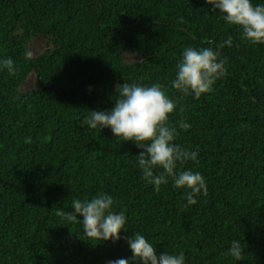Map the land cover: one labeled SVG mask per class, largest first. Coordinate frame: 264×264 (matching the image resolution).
Masks as SVG:
<instances>
[{"label": "trees", "instance_id": "16d2710c", "mask_svg": "<svg viewBox=\"0 0 264 264\" xmlns=\"http://www.w3.org/2000/svg\"><path fill=\"white\" fill-rule=\"evenodd\" d=\"M218 15L205 0H0V57L15 68L0 69V264H106L132 255L137 232L185 264H264V44ZM36 37L45 43L31 54ZM187 46L226 57V74L196 99L170 84ZM125 81L159 83L175 99L169 121L189 124L175 142L198 154L178 167L207 187L194 204L170 178L153 190L134 143L81 126ZM100 192L126 217L115 242L57 212ZM232 240L239 260L227 253Z\"/></svg>", "mask_w": 264, "mask_h": 264}, {"label": "clouds", "instance_id": "9594fccd", "mask_svg": "<svg viewBox=\"0 0 264 264\" xmlns=\"http://www.w3.org/2000/svg\"><path fill=\"white\" fill-rule=\"evenodd\" d=\"M213 9L219 10V17L228 25L237 26L243 39L249 44H264V2L253 0H205ZM231 45V38L224 41ZM28 54L26 53V56ZM226 57L213 47H185L175 66L171 86L194 99L210 92L218 78L226 74ZM0 69L9 73L15 71L10 57H0ZM114 103L107 110H92L83 115L81 126L88 129L109 128L114 138L134 143L139 151L134 157V166L142 178L159 191L162 184L171 179L173 187L183 188L184 201L194 204L198 195H206L207 187L199 171L179 164L197 161L198 154L175 142L179 129H187L189 124L180 120L176 124L169 121V114L176 110L174 98H170L159 83L142 85L122 82L114 85ZM159 170V171H154ZM181 206H184L183 204ZM114 197L100 192L90 199L74 198L71 211L57 209L66 221L80 224L82 235L99 241H117L124 229L125 214L114 211ZM77 214L81 217L77 219ZM132 255L127 258L108 259L106 264H185L183 252H161L159 255L153 244L141 233L127 237ZM239 240H232L227 253L236 260L241 257Z\"/></svg>", "mask_w": 264, "mask_h": 264}, {"label": "rangeland", "instance_id": "374dc122", "mask_svg": "<svg viewBox=\"0 0 264 264\" xmlns=\"http://www.w3.org/2000/svg\"><path fill=\"white\" fill-rule=\"evenodd\" d=\"M44 43H45V41H44L43 38H41V37H36V38L33 40L32 44H31V47H30V52H31V54H35V53H37L39 50H41V49L43 48V46H44ZM32 85H33V77L30 76V77H28V79H27V81H26V83H25V86L30 87V86H32Z\"/></svg>", "mask_w": 264, "mask_h": 264}]
</instances>
